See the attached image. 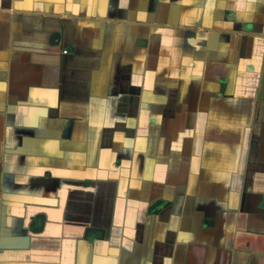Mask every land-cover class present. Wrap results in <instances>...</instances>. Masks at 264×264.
<instances>
[{
	"label": "crops",
	"instance_id": "obj_1",
	"mask_svg": "<svg viewBox=\"0 0 264 264\" xmlns=\"http://www.w3.org/2000/svg\"><path fill=\"white\" fill-rule=\"evenodd\" d=\"M0 264H264V0H0Z\"/></svg>",
	"mask_w": 264,
	"mask_h": 264
}]
</instances>
